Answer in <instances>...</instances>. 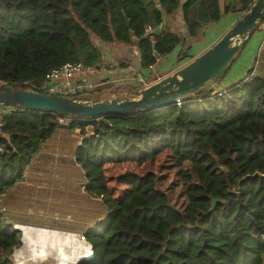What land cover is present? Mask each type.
<instances>
[{"label":"trees","instance_id":"obj_1","mask_svg":"<svg viewBox=\"0 0 264 264\" xmlns=\"http://www.w3.org/2000/svg\"><path fill=\"white\" fill-rule=\"evenodd\" d=\"M253 2L0 0V82L38 91L25 82L40 85L51 68L65 62L99 68L105 65L101 47L115 45L139 50L138 68L147 75L158 59L185 56L207 25L245 13ZM178 10L184 31L163 25ZM147 24H162L160 33L146 34ZM259 59L263 66L252 79L215 94L201 91L180 105L69 118L71 130L83 136L89 128L92 132L75 148L74 160L86 192L106 208L84 235L93 256L77 264H264V180L240 181L264 172V52ZM15 109L0 136L6 150L0 155V264H15L10 255L22 244L21 232L1 211V199L22 181L27 165L58 128L52 113ZM167 151L172 166L189 164L178 172L186 214L169 203L155 172H121L124 164L153 163ZM212 199L220 200L213 208Z\"/></svg>","mask_w":264,"mask_h":264},{"label":"rangeland","instance_id":"obj_2","mask_svg":"<svg viewBox=\"0 0 264 264\" xmlns=\"http://www.w3.org/2000/svg\"><path fill=\"white\" fill-rule=\"evenodd\" d=\"M242 14L243 13L240 12L235 13V18L238 19ZM170 23L175 30L178 29L175 22L171 21ZM263 26L264 22L261 24L260 28L250 36L241 53L223 76L221 83L216 88L217 92L227 88H224V86H231V83L240 80L243 74L242 70H244L243 64L245 63L244 61L238 66L241 59L251 58L252 56L254 61L252 60L250 67H254L256 62V57L253 55L254 45L257 43L256 39L258 37V42L264 40V32L261 30ZM192 44L193 42L190 43V48L188 50H184L186 54L180 59H175L174 55L171 54L166 56L162 62L158 61L157 64L151 68L152 72L147 78H144L145 87L173 73L196 57L199 50L198 48L192 47ZM101 49L103 50L102 47ZM108 53L110 55L108 59L111 61L109 64L113 63L114 66H119L121 63H130V59L124 55L125 52H122V49L112 50L111 52L108 51ZM261 66H263V62L260 60L256 65L257 73ZM98 83V81H95V84ZM0 84L2 83L0 82ZM99 87L102 88L97 90L96 88ZM107 87L108 84H103L91 90L85 89L78 96L97 98L102 97L105 92H111L109 98L116 97L125 99L137 96L134 92L144 88L143 85L130 89L121 87L116 88V91H114L111 89L112 87ZM60 127L62 128L60 132L47 139L42 147L43 152L33 158L32 163L27 169L26 175L28 176V180L34 185L30 186V189L23 188V190L16 189L17 185H15L16 187L9 190L7 196L5 194L1 199V206L5 207V212L3 213L4 217L7 221H13L12 223L10 222L12 225L17 224V228L22 232L21 243H23L20 247L13 250V254L19 249L24 253L28 252V247L24 244V233L19 227L22 226L23 223H16L14 221L24 223L31 222L32 224H37L32 225V227L41 229L75 232L86 242L83 238L85 233L106 215V208L101 198L86 192L84 187L86 184L84 174L73 159L75 145L80 141L79 130H70L67 125ZM88 132H90V128ZM188 167V163H184L181 167L172 166V156L170 152L167 151L158 156L153 163H145L141 166L124 164L121 172H132L139 176L149 171L155 172L157 175V185L160 190L166 193L169 203L186 214L188 201L184 189L179 182L178 172L180 169H186ZM45 202H49L48 205ZM24 226L31 225L24 224ZM73 252L71 248H66L63 251L49 249V260L46 261L47 263L43 262L41 264H53L62 254L69 258L68 264H76L82 257L77 252H74V254ZM26 255L27 254H25L20 262H14L11 256L10 258L15 264H34Z\"/></svg>","mask_w":264,"mask_h":264},{"label":"water","instance_id":"obj_3","mask_svg":"<svg viewBox=\"0 0 264 264\" xmlns=\"http://www.w3.org/2000/svg\"><path fill=\"white\" fill-rule=\"evenodd\" d=\"M124 17L128 25V19L125 15ZM263 19L264 0H254L249 9L213 45L173 73L135 91L134 93L137 95L135 97L100 100L76 99L0 84V105L82 118L111 114L127 115L173 103L178 104L188 98L195 97L201 91H216L226 71L243 50L250 36L261 25ZM161 28L162 24L154 27L151 34H159ZM113 128L118 129L119 127L115 125ZM255 178L264 180V172L255 171L243 176L240 181ZM216 202H220V200L212 199L211 208ZM86 242L91 247L87 240ZM90 252V255L80 259L76 264L82 260L90 259L93 256L92 248ZM12 254L13 252L11 257Z\"/></svg>","mask_w":264,"mask_h":264},{"label":"built area","instance_id":"obj_4","mask_svg":"<svg viewBox=\"0 0 264 264\" xmlns=\"http://www.w3.org/2000/svg\"><path fill=\"white\" fill-rule=\"evenodd\" d=\"M152 29H153L152 26L149 24L144 26V30L146 34H150L152 32ZM263 30H264V26H263ZM262 52H264V40L261 42L258 48V52L255 60L256 62L254 64L255 68L257 63L260 61L259 56ZM140 58H141L140 51L135 50L134 55L129 63L130 71L129 72L127 71L125 74H119V75H116L114 73H107L104 64L101 65L99 68H97L94 65H84L82 62H78V61L65 62L58 67L51 68L45 75V79L40 85H34L29 82H25V84L38 90L34 92L58 95V96H68V97L79 95L85 89L91 90L103 84H111V85L127 84L130 85L132 88H137L138 86L141 85L145 87L146 85L144 82V78H147V75H144L143 73L138 71L136 69V66L134 68V65H138ZM255 75H256V70L254 69L251 73L249 74L247 73L244 79L245 80L252 79L253 76ZM95 81H98L99 83L95 84ZM215 93H217V90L214 91L212 94ZM180 104L181 102L178 103L177 105ZM15 108L17 107H8V106L0 105V136L5 126L4 120L6 116H9L12 113H14V111H16ZM54 115H56V123L58 127L68 125V121L70 120L69 118L72 117V116H61L57 114ZM5 151H6L5 144L4 142L0 141V155L4 154ZM1 211H3V209H1ZM13 226L15 228L17 227V224Z\"/></svg>","mask_w":264,"mask_h":264},{"label":"crops","instance_id":"obj_5","mask_svg":"<svg viewBox=\"0 0 264 264\" xmlns=\"http://www.w3.org/2000/svg\"><path fill=\"white\" fill-rule=\"evenodd\" d=\"M179 13H180V11L178 10L172 17H165L164 18V20H163V25L164 26H166L167 28H169L170 30H175L174 29V27H172V25H171V21L172 22H175V24H176V27L180 30V31H184V26H183V23H182V20L180 19V16H179ZM236 18H235V13L234 14H229V15H227V16H224V17H222L221 19H220V21L218 22V23H211V24H209V25H207L204 29H203V32H202V37L201 36H199L198 38H196V39H194V40H192V42H193V44H192V47H194V48H198V50H199V52L196 54V55H199L200 53H202L203 51H205L207 48H209L211 45H213L221 36H222V33H224V31L226 30V29H228L236 20H235ZM177 22V23H176ZM178 24V25H177ZM263 32H264V30L263 29H261ZM201 37V38H200ZM202 39V40H201ZM258 39H259V37L256 39L257 40V43L254 45V53H253V55H255V57H256V55H257V52H258V48H259V46H260V44H261V42H258ZM263 39V38H262ZM249 40V39H248ZM191 43V42H190ZM117 49H122V52H125L124 53V55L126 56V57H128V59H130L131 60V58L133 57V55H134V51L133 52H129V49L127 48V46H121V45H115V46H112V47H104L103 48V55H104V60H105V67H107L106 68V71H107V73H114V74H116V75H119V74H125L127 71L129 72L130 70V67H129V64H125L124 66H118V65H116V66H114L113 65V63H111V64H109L111 61H110V59H108V57L110 58V55H109V53H108V51L109 52H111L112 50L114 51V50H117ZM257 49V50H256ZM241 53V52H240ZM174 58H175V56H174ZM250 59V60H249ZM162 58H160V59H158V61H160V62H162ZM248 60H249V62H248ZM252 56H251V58L250 57H248V58H246V59H241V61L238 63V66H240L239 64H241V63H243L244 61H245V63L243 64L244 65V67H243V69L244 70H242V76H241V78L240 79H242V78H244L245 77V75L247 74V71L251 68L250 67V65L252 64ZM106 61H107V63H106ZM254 61V60H253ZM157 64V63H156ZM155 64V65H156ZM135 66H136V69L139 71V68H138V65H134V68H135ZM237 66V67H238ZM153 67V66H152ZM152 71H151V69H150V72L147 74V76L151 73ZM229 78H231V77H229ZM238 80H236V81H234L233 83H231V84H234V83H236ZM230 84V85H231ZM104 85H106V84H104ZM108 85H110V84H108ZM113 87H119V88H125V89H130V85H127V84H125V85H118V84H115V85H113ZM228 88L229 86H224V88ZM132 88V87H131ZM65 126V125H64ZM62 128L61 127H58L53 133H52V135L51 136H54L56 133H58V132H60V130H61ZM70 129V128H69ZM71 130V129H70ZM75 131L76 130H79V129H74ZM79 133H80V130H79ZM88 133H92V132H88V130H86V134H85V136H88V135H90V134H88ZM50 136V137H51ZM85 136H83L81 133H80V135H79V139H80V141H78L77 142V144L75 145V148L81 143V140L85 137ZM49 137V138H50ZM48 138V139H49ZM47 141V140H46ZM45 141V142H46ZM44 142V143H45ZM43 143V144H44ZM43 144H42V146H41V150L36 154V155H39V154H41L43 151H42V147H43ZM75 148H74V152H75ZM74 152H73V157H74ZM36 155L33 157V158H35L36 157ZM33 158H32V160L30 161V163L27 165V167H26V169L24 170V172H23V179H22V181H20V182H18L16 185H17V188L16 189H18V190H20V189H22L23 190V188H26V189H30L31 187L30 186H33L34 184H32L29 180H28V176L26 175V172H27V169L29 168V165L32 163V161H33ZM74 159V158H73ZM74 162H75V160H74ZM76 164V163H75ZM77 165V164H76ZM78 166V165H77ZM79 167V166H78ZM80 168V167H79ZM20 186V187H19ZM16 186H14V188H15ZM9 192V191H8ZM8 192L6 193V196H7V194H8ZM52 200V199H51ZM45 203H47V205H48V203L49 202H45ZM1 209H3L4 211H2L3 213L5 212V207H3V206H1ZM47 209V208H46ZM9 223L11 222H13V221H8ZM14 222H16V223H24V222H19V221H14ZM24 224H30V225H37V224H32L31 222H29V223H24ZM95 226H92L91 227V229H93ZM63 229H66V228H63ZM68 230V229H67ZM73 231V230H72ZM80 231V230H79Z\"/></svg>","mask_w":264,"mask_h":264},{"label":"bare ground","instance_id":"obj_6","mask_svg":"<svg viewBox=\"0 0 264 264\" xmlns=\"http://www.w3.org/2000/svg\"><path fill=\"white\" fill-rule=\"evenodd\" d=\"M19 227L24 233V244L28 247V252L24 253L21 249L16 250L12 256L14 262H20L27 254L26 256L32 263L41 264L49 260V249L63 251L66 248H71L74 252L80 254L82 258L87 257L91 253L89 244L75 232L41 229L32 227V225L24 226V223ZM68 261L69 258L62 254L53 264H68Z\"/></svg>","mask_w":264,"mask_h":264}]
</instances>
